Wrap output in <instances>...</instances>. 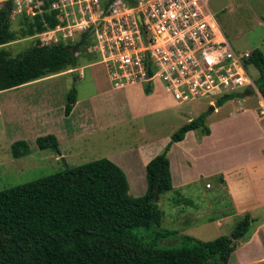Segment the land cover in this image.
<instances>
[{
	"label": "rangeland",
	"instance_id": "1",
	"mask_svg": "<svg viewBox=\"0 0 264 264\" xmlns=\"http://www.w3.org/2000/svg\"><path fill=\"white\" fill-rule=\"evenodd\" d=\"M210 8L236 50L258 48L264 52V0H211ZM13 21V29H18V16ZM32 42L33 38L21 39L7 48L12 55H16L28 49ZM77 52L80 53L77 57L83 77L76 78L72 73L53 74L38 81L42 83L0 91V190L53 174L66 166L74 167L109 158L126 173L129 193L134 197L142 196L146 193V169L141 165L140 156L130 155V149L145 142L151 154L159 149L161 153L172 134L205 113L208 115L207 124L214 126L215 137L202 141L201 132L194 131L196 139L186 137L183 143L174 146L168 153L170 163L174 165L173 188L160 194L159 208L162 210L161 228L175 233L155 239V233L159 230L157 227L149 230L136 228L134 232L159 247L180 245L185 235L202 241L230 235L239 218L227 220L224 226H219L217 220L221 218L222 208L217 202V193L209 194V200L213 203L206 204L205 197L198 193L197 184L189 183L196 181L200 175L205 177L213 170L231 166L235 154L243 153L251 146L249 138L254 133V117L252 112H241L240 109L250 107V100H259L258 95L229 99L216 111L212 106L216 105L219 96L206 94L195 100L180 102L159 80L153 83L151 90L145 84L115 88L103 69L104 65L99 62V56L88 54V47L85 46ZM100 70L103 74L97 79L95 75ZM248 71L255 78L260 75L253 64L248 65ZM48 88L60 101L56 108L61 104L66 106L67 97L74 88L80 100L71 117L63 114L56 116L57 126L65 128V134L59 141V152L40 149L36 140L38 136L47 135L46 131H40L35 137L36 130L24 126L20 118L9 113L15 112V107L10 108L13 104L24 105L31 98L36 101L48 92ZM89 99L95 104V112L86 119L83 112ZM240 99L245 102L241 103ZM50 104L54 105V100ZM34 105H31L32 108L37 109ZM22 139H28L26 141L32 152L15 158L12 143ZM208 210L215 218L213 222L204 218ZM201 212L203 218L186 220Z\"/></svg>",
	"mask_w": 264,
	"mask_h": 264
},
{
	"label": "trees",
	"instance_id": "2",
	"mask_svg": "<svg viewBox=\"0 0 264 264\" xmlns=\"http://www.w3.org/2000/svg\"><path fill=\"white\" fill-rule=\"evenodd\" d=\"M102 1L108 6L114 0ZM125 1L131 6L137 3ZM12 8L7 0L0 10V91L79 66L74 52L79 40L45 45L37 36L56 26L57 12L48 10L33 17L22 14L18 19L20 28L16 30L12 28ZM26 38H33V44L12 55L8 44ZM92 43L90 38L81 47ZM251 53L248 63L259 69L256 84L264 95V52L256 48ZM236 97L226 94L216 101V106ZM76 101V91L72 89L66 114ZM191 130L210 134L207 114L182 125L164 150L148 163V188L142 196L129 193L126 173L109 158L66 166L53 174L0 190V264H229L237 240L251 227L249 214L230 235L210 241L185 235L180 245L159 247L134 232L136 228L157 227L155 239L175 233L161 228L159 199L162 192L173 188L168 153ZM36 143L42 150H60L54 134L39 136ZM11 148L15 158L32 152L29 142L23 139L14 141ZM158 187L159 198L154 203L152 196Z\"/></svg>",
	"mask_w": 264,
	"mask_h": 264
},
{
	"label": "built area",
	"instance_id": "3",
	"mask_svg": "<svg viewBox=\"0 0 264 264\" xmlns=\"http://www.w3.org/2000/svg\"><path fill=\"white\" fill-rule=\"evenodd\" d=\"M9 1L13 20L57 12L56 26L37 35L45 45L80 41L96 25L88 50L99 56L115 88H152L159 80L180 102L256 88L248 71L251 51L233 47L211 0H137L134 6L125 0L108 6L102 0Z\"/></svg>",
	"mask_w": 264,
	"mask_h": 264
},
{
	"label": "crops",
	"instance_id": "4",
	"mask_svg": "<svg viewBox=\"0 0 264 264\" xmlns=\"http://www.w3.org/2000/svg\"><path fill=\"white\" fill-rule=\"evenodd\" d=\"M261 24L263 23L261 22ZM18 28H20L19 25ZM18 41L20 40H16L8 45L16 44ZM75 53L77 56H79L80 54L79 52H75ZM90 53L91 52L88 50V54ZM88 62H92V61H88ZM80 66L81 65L77 67L69 68L66 71L57 73L56 75L62 73H72L73 75L76 76V78L77 77L81 78L84 76V73L83 70L80 69ZM103 69L106 70L104 66ZM102 74L103 71L100 70L96 72L95 76L97 79H100V76H102ZM46 78L49 77L47 76L42 79H38L26 84L32 83L30 85H34V84L42 83L38 81L44 80ZM252 79L256 84V80L258 78L252 76ZM51 84L52 83L48 85ZM46 90L48 92L44 93L42 97L40 98L38 97L36 101L35 99L31 98V101L26 102L24 105H19L16 103L13 104V106H10V108L15 107V112L12 111L13 112L12 113L11 111L9 112L8 109L7 110L15 118L16 117L20 118V121L24 126L31 127V129L36 130L37 134H35V137L36 135H38L40 131H46L47 134H54L58 138V141H60L61 136L65 134V128L62 126L61 128L57 126L58 121L55 120L56 116H61L63 114V116L67 118L71 117L72 114L76 111L80 103L79 102L80 100H78L77 91L74 88L77 95V101L72 111L69 114H66V106L64 107V104H61L60 107L56 108V106L59 104L60 101H58V99L54 97L53 94H51L53 90L50 88ZM254 94L258 95L260 99L259 100L252 99L250 100L251 102L249 101L250 107L240 109L241 112H245V111L252 112L254 117V121H255L254 133L249 138L251 142L250 143L251 146L247 149V151H244L243 153L240 154L236 153L235 157L231 161V166L223 169L213 170L208 174H206L205 177L203 175H200L196 181L189 183V184H193V183L197 184L196 186L198 187V193L203 197H205L206 204L213 203V201L209 200V194L217 193L216 199L217 202L219 203V206L222 208V210H220L222 212L221 218L217 220L219 226L221 227L224 226L225 222L227 220L230 221L231 219L235 220L236 218H239L238 220L240 221L246 214H249L252 219L250 229L246 232V234L243 237L237 240L236 248L230 254L228 260L229 264H264V95L261 93V91L259 90L256 84V88H252L249 86L239 90L236 93L237 95L236 98L248 97ZM52 100H54V105L50 104ZM39 101L41 102L39 103ZM91 102L92 100L90 99L89 101H87L85 110L83 112L84 118L86 119L90 115H93L95 112L94 111L95 104ZM240 102L244 103L245 100L240 99ZM67 103H68V97H67ZM211 103H213V101H211ZM225 103H227V101ZM32 104H35L34 106H36L37 109L35 108L33 109L32 108L33 106H31ZM29 106H31L32 108V113ZM222 106L217 107L216 105H214V108L217 111L218 109L222 108ZM26 117H29L30 119L25 120ZM52 120H55V122H52ZM210 130H211L210 134L204 135L201 133L200 137L202 141L212 139L215 137L216 132L214 130L213 125H211ZM194 131L195 130H191L187 132L185 138L193 136L196 139V137L194 136ZM76 135L78 134L76 133ZM30 137H34V136H29V138ZM184 139L182 141L175 142L170 149V153L173 150V147L183 143L185 141ZM59 148H60V142H59ZM159 150L151 154L147 150V144L145 142H143L142 144L140 143L138 146H135L133 149H130V155L140 156L141 165L143 168L146 169V179H147V165L156 155L159 154L160 152ZM62 155L64 154L62 153ZM170 166L173 174L174 165L170 163ZM213 178L214 181L212 180ZM208 184L210 186H208ZM147 188H148V183L146 186V191ZM183 200L184 199H182V201ZM207 206L208 205H206V207ZM181 212L182 211H180V213ZM205 214L206 216H204V218H206V220L212 222L214 221L215 218L213 217L212 213H209V210ZM202 215L203 212H201L200 214L198 213L195 216L193 215V218L189 217L186 220L188 221L189 219L190 221H194L196 219H201L203 218Z\"/></svg>",
	"mask_w": 264,
	"mask_h": 264
},
{
	"label": "water",
	"instance_id": "5",
	"mask_svg": "<svg viewBox=\"0 0 264 264\" xmlns=\"http://www.w3.org/2000/svg\"><path fill=\"white\" fill-rule=\"evenodd\" d=\"M97 24H99V23H97ZM95 29H96V25H93V26L88 30V32H87L86 34H84V35L81 37L80 41L78 42V44H77V45L75 46V48H74V52H77L78 49H79L82 45H84V43L86 42V40H88V39L92 36V34H93V32L95 31ZM212 108H214V105L212 106ZM159 193H160V189H159V187H158V188L155 190L154 195L152 196V201H153L154 203H157V202H158Z\"/></svg>",
	"mask_w": 264,
	"mask_h": 264
}]
</instances>
